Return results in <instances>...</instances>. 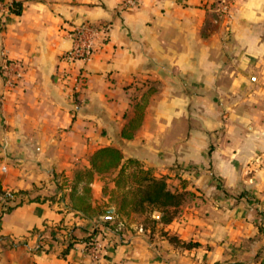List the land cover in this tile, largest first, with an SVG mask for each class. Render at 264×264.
<instances>
[{
	"label": "crops",
	"instance_id": "0c3cea01",
	"mask_svg": "<svg viewBox=\"0 0 264 264\" xmlns=\"http://www.w3.org/2000/svg\"><path fill=\"white\" fill-rule=\"evenodd\" d=\"M17 2L20 15L0 10V66L25 68L13 87L0 71V185L17 193L0 196V264H91L74 240L96 229L97 264H264V0ZM84 23L110 24L109 38L68 64V33ZM103 147L188 193L171 223L117 232L72 208L70 183ZM115 174L95 176L93 207Z\"/></svg>",
	"mask_w": 264,
	"mask_h": 264
},
{
	"label": "trees",
	"instance_id": "16d2710c",
	"mask_svg": "<svg viewBox=\"0 0 264 264\" xmlns=\"http://www.w3.org/2000/svg\"><path fill=\"white\" fill-rule=\"evenodd\" d=\"M22 10V2H15L12 14L20 15ZM148 95L149 93H145L141 97V102L135 104L136 116L122 131V136L124 138L131 139L135 129L140 125L145 107L148 103ZM133 163L136 164L137 168L131 175L132 180L128 183L125 179L130 176V166ZM110 171L117 172L113 179L115 190L122 189V192L124 193L120 208L114 213H111L110 208L106 205L93 207L91 203V184L94 181L95 175L105 174ZM152 173V170L144 168L138 160L132 158L125 160L124 155L119 148H100L92 155L90 169L78 171L75 174L73 182L69 185V197L72 208L88 218L98 217L104 226L113 230L117 227V223L115 224L116 217L111 219H107L106 217L114 216L119 213L123 214V211L127 207H130L132 212L146 213V220H149L154 225L157 223L169 224L179 214L180 207L184 204L188 194L187 192L170 189L164 177L158 178ZM64 184L67 185V181H64ZM125 184L129 185L126 189L124 188ZM19 193L25 194L26 192L21 191ZM11 195H17V193ZM0 196H2L7 202L11 201V197L2 191L1 185ZM6 208L10 209V206H7ZM153 212H159L161 214L160 218H151L150 216ZM98 231L99 229H96L94 234L96 235ZM94 234L87 236L86 238L76 239L74 242L87 241L90 245ZM72 245L73 242L69 244V247ZM182 245L186 248H192L196 247L198 244L189 242L183 243Z\"/></svg>",
	"mask_w": 264,
	"mask_h": 264
},
{
	"label": "built area",
	"instance_id": "2783aa9c",
	"mask_svg": "<svg viewBox=\"0 0 264 264\" xmlns=\"http://www.w3.org/2000/svg\"><path fill=\"white\" fill-rule=\"evenodd\" d=\"M145 0H120L119 9L130 11L139 8ZM17 0H0V10L4 15H11ZM111 25L108 23H84L73 28L68 36L72 40V48L62 56L68 64L77 61L88 62L92 59L98 48L105 44L109 38ZM24 64L18 60H5L0 66V71L6 84L15 86L24 76ZM73 91L79 88L81 75L73 78ZM12 197V195H9ZM103 256V250L96 239L90 244L91 264H97Z\"/></svg>",
	"mask_w": 264,
	"mask_h": 264
},
{
	"label": "rangeland",
	"instance_id": "374dc122",
	"mask_svg": "<svg viewBox=\"0 0 264 264\" xmlns=\"http://www.w3.org/2000/svg\"><path fill=\"white\" fill-rule=\"evenodd\" d=\"M148 100H149V95H148ZM141 102V101H138ZM134 160H138L136 158H132ZM138 162L144 167V165L141 163L140 160H138ZM137 166L135 163L131 164L130 166V171L129 174L130 176L128 178H126L125 180L129 183L132 179H131V175L133 174V172L136 170ZM112 172V171H110ZM108 172V173H110ZM108 173L105 174H96V175H106ZM117 174V172H116ZM115 174V176H116ZM154 175V173H152ZM95 175V176H96ZM155 176V175H154ZM75 177V176H74ZM95 178V177H94ZM166 179V178H165ZM124 181V180H123ZM129 185H124V188L126 189ZM104 193L108 196H110V200L109 203L106 204V206H114L116 207V209L119 210L120 208V204L121 201L123 199V192L122 189L120 190H109L108 188L104 189ZM188 194V193H187ZM124 213L122 214H117L116 220H115V224L117 223V227L115 228V230L117 232H123L125 231L126 227L130 228L131 226H133V228H136L138 226L140 227H153L154 224L152 222H150L149 220H146V216L147 214L145 213H136V212H132L130 207L125 208V210L123 211ZM161 216V214L159 212H153L152 215L150 216L151 218H155L158 219ZM125 221H124V219ZM156 226V225H155Z\"/></svg>",
	"mask_w": 264,
	"mask_h": 264
},
{
	"label": "water",
	"instance_id": "95a60500",
	"mask_svg": "<svg viewBox=\"0 0 264 264\" xmlns=\"http://www.w3.org/2000/svg\"><path fill=\"white\" fill-rule=\"evenodd\" d=\"M112 211V210H111ZM107 219H109V217H107Z\"/></svg>",
	"mask_w": 264,
	"mask_h": 264
}]
</instances>
